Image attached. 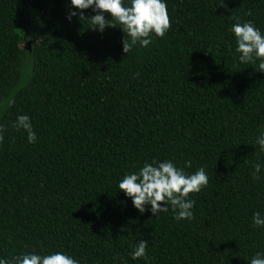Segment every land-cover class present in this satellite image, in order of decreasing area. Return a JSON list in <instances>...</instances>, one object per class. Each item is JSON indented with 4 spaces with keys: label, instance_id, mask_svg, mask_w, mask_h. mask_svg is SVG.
I'll list each match as a JSON object with an SVG mask.
<instances>
[{
    "label": "trees",
    "instance_id": "trees-1",
    "mask_svg": "<svg viewBox=\"0 0 264 264\" xmlns=\"http://www.w3.org/2000/svg\"><path fill=\"white\" fill-rule=\"evenodd\" d=\"M70 7L0 0V256L248 264L264 252V226L251 221L264 214V72L259 58L238 59L230 27L250 20L264 33V0H167L165 34L127 53L130 38L110 13L101 31L91 7L69 20ZM21 113L33 143L13 124ZM153 157L204 167L208 183L188 194L190 220L171 205L140 212L118 189ZM137 240L147 241L146 259L129 254Z\"/></svg>",
    "mask_w": 264,
    "mask_h": 264
},
{
    "label": "clouds",
    "instance_id": "clouds-1",
    "mask_svg": "<svg viewBox=\"0 0 264 264\" xmlns=\"http://www.w3.org/2000/svg\"><path fill=\"white\" fill-rule=\"evenodd\" d=\"M222 2V0H221ZM70 7L67 19L79 14L84 17V12L78 10L92 8L93 13L90 19L95 28L103 30L106 23L104 10L111 14V17L119 21L123 32L127 33L128 40L123 39L122 47L124 52L139 44L149 45L154 33L156 36H163L170 26V18L167 8V0H69ZM100 10V11H97ZM239 21V17L235 18ZM230 31L234 35L235 51L239 53L238 59L241 62L249 61L253 57L259 58V70L264 72V33L252 21L235 22L231 25ZM17 129L26 132L29 143L35 142L36 131L33 130L31 118L27 113L16 116L13 122ZM3 137L0 136V139ZM256 143L264 150V128L259 132ZM185 166L190 161H185ZM262 169L260 163L255 164L253 175L255 176ZM208 183V175L203 166L197 167L192 172H186L185 167L177 166L172 159L144 161L137 171H131L123 175L118 181V189L123 190L126 196L131 198L133 206L140 212L148 209L157 215L167 210L168 206L174 209V217L179 219H191L193 217V206L195 201L188 197L190 192H199L201 187ZM163 201L164 203H158ZM252 224L264 226V214L254 211L251 217ZM146 240H137L130 251L133 259L146 257ZM248 264H264V252L257 251L247 261ZM0 264H80V261L65 251H49L47 253L37 251L21 252L11 258L0 256Z\"/></svg>",
    "mask_w": 264,
    "mask_h": 264
},
{
    "label": "water",
    "instance_id": "water-1",
    "mask_svg": "<svg viewBox=\"0 0 264 264\" xmlns=\"http://www.w3.org/2000/svg\"><path fill=\"white\" fill-rule=\"evenodd\" d=\"M28 47H29V48L31 47L30 43L28 44Z\"/></svg>",
    "mask_w": 264,
    "mask_h": 264
}]
</instances>
